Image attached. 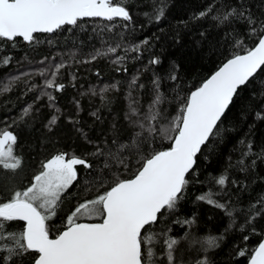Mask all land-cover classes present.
<instances>
[{"label":"trees","instance_id":"16d2710c","mask_svg":"<svg viewBox=\"0 0 264 264\" xmlns=\"http://www.w3.org/2000/svg\"><path fill=\"white\" fill-rule=\"evenodd\" d=\"M123 3L128 21L85 17L54 33L34 34L32 42L0 39V86L11 82L9 91H0V130L10 127L17 136L15 154L22 161L15 172L0 169V202L29 184L53 155H74L91 165L76 166L77 180L47 222L53 236L64 229V218L79 203L102 194L117 179L131 178L143 159L170 145L159 131L149 133L147 124L142 130L133 123L149 112L155 97H162L159 120L152 123L159 130L178 115L191 90L225 60L254 46L257 37L248 20L255 21L258 30L264 23V0ZM161 8L164 15L157 20ZM230 11L233 15L222 20ZM109 48L116 52L109 53ZM118 57L123 60L117 62ZM153 59L159 63H150ZM57 64L64 65L55 77L64 85L62 91L44 86ZM133 101L138 116L130 113ZM257 113L264 116V71L238 90L219 134L197 154L176 207L163 210L159 221L147 228L153 243L144 247L154 255L145 256L146 264H170L167 239L177 241L171 264H248L264 234V119H257ZM98 149L103 154H97ZM221 175L226 177L223 186L215 182ZM205 194L227 210L197 199ZM22 228L19 221L4 225L5 232ZM209 238H216V246H208ZM241 250H246L244 256L238 255ZM7 255L0 252V264ZM9 264H32V259L13 257Z\"/></svg>","mask_w":264,"mask_h":264},{"label":"snow or ice","instance_id":"6c2138e0","mask_svg":"<svg viewBox=\"0 0 264 264\" xmlns=\"http://www.w3.org/2000/svg\"><path fill=\"white\" fill-rule=\"evenodd\" d=\"M163 15L161 8L156 19ZM205 15L206 12L200 13L202 17ZM232 15L230 11L222 20L226 21ZM239 15L243 16V13ZM85 17L108 21L131 19L123 0H0V39L14 41L22 38L32 42L34 34L54 33L64 26L77 25ZM248 23L253 25L251 34L257 37L254 46L244 50L243 54H234L191 90L168 126L159 130L152 127L160 117L157 106L162 97L159 95L149 105V112L143 119L133 121L142 130L147 124L149 133L159 131L171 141L170 145L143 159L142 166L132 178L117 179L95 199L80 203L67 217L64 230L56 233L54 238L47 222L56 214L62 194L77 180L76 166L91 167L84 159L66 153L53 155L42 163V170L32 177L29 187L15 191L9 199L0 202V252L8 253L4 257L5 264H9L13 257L27 255L31 256L32 264H146L145 256L151 258L154 255L150 247H144L153 243V236L146 234L147 228L159 221L163 210L176 207L188 184L186 176L193 170L197 154L210 138L219 134L222 117L238 90L258 71H264V23L260 24L259 30L254 26L255 21L249 19ZM135 50H139V46ZM108 52L115 53L116 48H109ZM120 60L123 57L117 58V62ZM3 63L7 64L8 60ZM150 63L157 64L159 60L153 59ZM62 67L63 64L54 65L52 79L45 80L46 88L64 89V85L55 80ZM40 75L44 76L46 72L41 71ZM172 79L176 77L172 76ZM10 87L11 82L0 86V91H9ZM44 94L50 101L54 100L51 94ZM136 103L130 104V113L138 116ZM28 111L29 108H25L24 114L27 115ZM257 119H264V116L257 113ZM55 122L54 116L50 123ZM16 143L17 136L10 127L0 130V169L15 172L21 167V158L15 154ZM97 154L103 153L98 149ZM109 155L127 168L117 154ZM215 182L223 186L226 177L221 175ZM197 199L227 210V206L214 200L211 194ZM81 218H96L102 222H78ZM14 221L23 222L22 230L5 232V222ZM176 243L174 239L165 240L170 264ZM207 244L216 246V238H209ZM245 251L241 250L238 255L244 256ZM249 264H264V241L252 251Z\"/></svg>","mask_w":264,"mask_h":264},{"label":"rangeland","instance_id":"374dc122","mask_svg":"<svg viewBox=\"0 0 264 264\" xmlns=\"http://www.w3.org/2000/svg\"><path fill=\"white\" fill-rule=\"evenodd\" d=\"M41 170H42V168H41L39 171H37L35 174H38ZM35 174H34V175H35ZM30 183H31V182H30ZM30 183H29V184H26L25 186H22V187H20V188H18V189H16V190H14V191L12 192V194H13L15 191H23V190H25L27 187L30 186ZM12 194H11V195H12ZM96 197H97V196H95V197H93V198H91V199H88V200L95 199ZM85 201H87V200H85ZM85 201H83V202H85ZM81 203H82V202H81ZM79 204H80V203H79ZM79 204H78V205H79ZM78 205H77V206H78ZM77 206H76V207H77ZM76 207H75V208H76ZM56 210H57V209H56ZM73 211H74V210H73ZM73 211H72V212H73ZM72 212H71V213H72ZM71 213H70V214H71ZM70 214H69V215H70ZM55 215H56V214H55ZM55 215H54V216H55ZM69 215H67V216L64 218V223H65V224L67 223V217H68ZM54 216H53V217H54ZM53 217H52V218H53ZM98 220H99V219H96V218H93V219L81 218L79 221H98Z\"/></svg>","mask_w":264,"mask_h":264},{"label":"water","instance_id":"95a60500","mask_svg":"<svg viewBox=\"0 0 264 264\" xmlns=\"http://www.w3.org/2000/svg\"><path fill=\"white\" fill-rule=\"evenodd\" d=\"M99 18H100V17H99ZM102 19H103V18H102ZM119 19H121V18H119ZM243 53H244V52H243ZM243 53H240V54H243ZM230 58H231V57H230ZM228 59H229V58H228ZM225 61H226V60H225ZM225 61H224V62H225ZM224 62H223V63H224ZM223 63H222V64H223ZM222 64H221V65H222ZM221 65H220V66H221ZM220 66H219V67H220ZM219 67H218V68H219ZM218 68H217V69H218ZM217 69H216V70H217ZM216 70H215V71H216ZM215 71H214V72H215ZM214 72H213V73H214ZM213 73H212V74H213ZM212 74H210L207 78H209ZM207 78H206V79H207ZM206 79H205V80H206ZM202 83H203V82H202ZM161 151H162V150H161ZM131 178H132V177H131ZM129 179H130V178H129ZM78 222H81V223H97V222H102V221H78ZM63 230H64V229H62L61 231H63ZM53 238H54V237H53ZM261 241H264V234H263V237H262ZM261 241H260V242H261ZM248 264H249V262H248Z\"/></svg>","mask_w":264,"mask_h":264},{"label":"flooded vegetation","instance_id":"af4514ba","mask_svg":"<svg viewBox=\"0 0 264 264\" xmlns=\"http://www.w3.org/2000/svg\"><path fill=\"white\" fill-rule=\"evenodd\" d=\"M98 221H101V220H98ZM54 236H55V235H54ZM54 236H53V237H54Z\"/></svg>","mask_w":264,"mask_h":264}]
</instances>
